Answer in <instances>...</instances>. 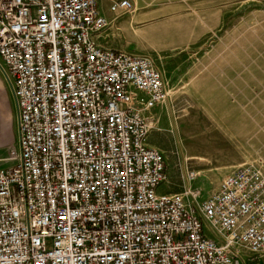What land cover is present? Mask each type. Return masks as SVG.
Wrapping results in <instances>:
<instances>
[{"label":"built area","instance_id":"2783aa9c","mask_svg":"<svg viewBox=\"0 0 264 264\" xmlns=\"http://www.w3.org/2000/svg\"><path fill=\"white\" fill-rule=\"evenodd\" d=\"M112 25L98 0H0L20 131L17 162L0 168V264H259L263 169L238 167L200 202L197 170L167 189L149 144L167 80L150 55L103 43Z\"/></svg>","mask_w":264,"mask_h":264},{"label":"rangeland","instance_id":"374dc122","mask_svg":"<svg viewBox=\"0 0 264 264\" xmlns=\"http://www.w3.org/2000/svg\"><path fill=\"white\" fill-rule=\"evenodd\" d=\"M134 2L107 33L116 48L153 57L167 80L149 143L166 155L171 191L188 169L201 173L199 202L242 165L264 172V0Z\"/></svg>","mask_w":264,"mask_h":264},{"label":"crops","instance_id":"0c3cea01","mask_svg":"<svg viewBox=\"0 0 264 264\" xmlns=\"http://www.w3.org/2000/svg\"><path fill=\"white\" fill-rule=\"evenodd\" d=\"M110 1L98 0L99 8L102 14L114 20L116 16L110 10ZM110 34L113 33L106 32V35L101 38V41L107 46L115 47L117 44L111 38H108ZM17 113L12 86L5 73L0 69V168L9 167L18 160V155L13 153V151L17 153L19 150L20 131ZM149 144L152 145V143ZM167 189L171 190V187Z\"/></svg>","mask_w":264,"mask_h":264}]
</instances>
